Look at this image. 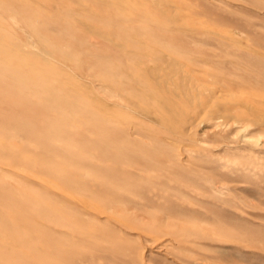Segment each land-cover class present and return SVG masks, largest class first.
Instances as JSON below:
<instances>
[{
	"label": "rangeland",
	"instance_id": "rangeland-1",
	"mask_svg": "<svg viewBox=\"0 0 264 264\" xmlns=\"http://www.w3.org/2000/svg\"><path fill=\"white\" fill-rule=\"evenodd\" d=\"M7 1L3 31L26 53L42 32L83 62L49 57L34 92L15 73L30 68L5 62L0 39V264H264V0H34L37 12ZM128 42L165 55L163 86L194 77L186 133L159 108H127V89L96 76ZM125 63L142 73L139 60ZM238 99L248 107L217 124L216 110Z\"/></svg>",
	"mask_w": 264,
	"mask_h": 264
},
{
	"label": "bare ground",
	"instance_id": "bare-ground-1",
	"mask_svg": "<svg viewBox=\"0 0 264 264\" xmlns=\"http://www.w3.org/2000/svg\"><path fill=\"white\" fill-rule=\"evenodd\" d=\"M15 1H17L18 3L21 2L19 5L22 4L21 6L24 9H27V10L33 11V12H37V9L33 8L34 5H36L34 0H30V1L15 0ZM42 1H44V0H42ZM61 1H59V2L61 3ZM156 1H157L156 3H158V0H156ZM165 1H167V0H165ZM1 2L3 3V2H8V1L7 0H0V3ZM56 2H58V1H56ZM151 2L153 3V0H151ZM39 3H40V1H39ZM109 3L112 4L113 2H109ZM160 3L161 4L162 3H166L167 4L168 2H160ZM169 4H170V2H169ZM169 4H167V5H169ZM21 6H19V8ZM50 6L51 5H49V7ZM67 7L69 9L70 6H67ZM172 7L174 8L175 5L172 6ZM0 10H3V9L0 7ZM40 10H42V9H40ZM160 10H161L162 13H164L166 15H168V13H170L169 10L167 9V7L166 8L165 7L162 8V6H160ZM62 11H63V9H62ZM72 12H74V11H72ZM51 13L54 14L52 11H51ZM157 13H158V11H157ZM4 14L7 15L10 19H12V22H13L14 25L18 23V19L13 14H8L5 11H4ZM68 14H72V13L68 12ZM68 14L66 16H68ZM64 15H65V13H64ZM64 15H63V17H64ZM95 16H97V15H95ZM98 17H101V15H99ZM106 17H108V16H106ZM48 18H53V17H49L48 16ZM48 18H46V19H48ZM168 18L167 19L170 21L169 23L175 24V26L177 25L180 28L182 27V28H186L187 29V28L193 27L191 24L180 22L181 19H179L178 16L177 17L173 16V17H168ZM63 19L66 21V24L69 23V25H71L70 27H72V29H76L77 26L74 25L75 23L74 24L71 23L70 19H67L65 17ZM4 21H5V19H4L3 15L0 16V39L5 40V42L7 43V47H6V50L4 52V61L5 62L7 61L8 64H10V65L13 64L14 66H15V64L16 65H21V64L25 63L27 65L26 67L30 68L27 71L16 70L15 73H16V77H18L19 80H22V81H27L28 80L27 84L30 85V87H31L30 89L32 91H34V92H38V90H40L39 88H42V84L39 85V81L41 80L42 73H45V70H47V69H45L44 66L46 65L47 68L49 69L50 66H48V65H51V62H49V61H51V59L49 57H54L55 58V57H57L56 55H60V56H64L65 55L69 60H71V62H73L74 65L75 64L78 65L81 62V60H83L81 58V56L79 55L78 50L74 51L72 49L71 50L72 52L67 51V50L66 51H60L61 50V47H60L61 45L60 44L59 45H53L54 47L52 45H49L48 42L46 41V39L43 36H40L42 32H39L40 35L39 34H35V35L33 34L34 35L33 41L29 42L30 44L27 43V46L29 48H31V50H30L31 52H29V54H28L22 48L23 41H22V38L20 36H11V37H9L3 31V29H4L3 28ZM74 21H76V20H74ZM163 21H165V20H163ZM181 21H183V20H181ZM77 22H76V24H77ZM95 22H94V24H95ZM166 22H167V20H166ZM66 24L64 26H66ZM78 24H80V23H78ZM84 24H87V23L85 22ZM87 25H89V24H87ZM98 25H100V24H98ZM163 28H164V26H163ZM27 31H29V30H27ZM87 33H90V32H87ZM87 33H86V35L84 33L83 34L85 36H87ZM70 34H68V35H70ZM92 36L94 37L95 35L92 34ZM97 37H99V36H97ZM65 39H67V37ZM110 41H111V39H110ZM78 42H79V40H78ZM130 43H131V41H130ZM130 43L128 42L124 46L114 48L113 56H114L115 63H113V64L111 63L112 65H110L109 67L106 66L105 69L103 70V72H101V74L99 73V70H98V72L96 70V73H97L96 76L100 77L101 80H103L102 83L107 85V86H109V88H111L112 92H115V93L119 92L120 93L121 89L126 88L128 92L126 91L127 94L126 93L124 94L125 95V99L124 98L123 99L126 100L125 105L127 104L129 106V109L131 107H133V108L141 111L142 113H144L146 115H150L153 112V110H152L153 108H159L160 111H159L158 115L160 116V113H162L161 114L162 115V119L160 121L163 124L167 125L169 128L173 129L174 131H176V132H178L180 134L186 133V131L189 128V126H191V124H193L195 119H196L195 118L196 117L195 116V102H193V94H195V83H194L195 79H193L194 77H192L190 75V73H187L186 74V78L187 79H185L184 81L179 82L178 85L172 86V85L167 84L168 87L167 86H163L162 84H165V80H164V78H161L162 72H160V69L164 70L162 65L166 64V66H167V64H168V62L166 61V59L164 57L165 55L164 54L159 55V53L156 54L155 51L140 52L136 48L134 50L133 49L134 47L131 45L132 43L131 44ZM24 45L26 46L25 42H24ZM27 48L25 47V49H27ZM35 49H37L38 51H36ZM81 49H82V47H81ZM19 51H21V52H19ZM15 52L16 53L18 52V53L15 54ZM41 52H47L48 54L44 58L41 55ZM56 52H59V53H56ZM168 54H170V53H168ZM167 57H169V56H167ZM174 58H176V57H174ZM134 59H137L140 62H142V63H137V66H135L136 68H138L139 71L142 72L141 74L136 73L131 68V66H130L131 63H125L127 61H131V60H134ZM152 60H154L153 62H155V61L156 62L157 61L160 62L161 61V66L160 67H154L153 66L154 67L153 68V67H151L152 66L151 63L147 64L148 61L152 62ZM25 64H24V66H25ZM152 64H154V63H152ZM82 65H84V64H82ZM83 69H85L84 66H83ZM123 70H125L127 72H130V75L126 76V74L124 72H122ZM94 72H95V70H94ZM35 79H37L38 83L33 82ZM49 82H51V81H49ZM211 93H213V92L211 91ZM211 93L208 96L209 98L216 97L218 99L219 98L221 99L222 97H224V95L222 93H218V92H215L213 94H211ZM224 94H225V92H224ZM122 95H121V97H122ZM35 96L37 98H39L38 95H35ZM215 99H213V101ZM222 101H224V99ZM245 101L246 100L238 99L237 101L236 100L233 101V105H232L233 107L226 106L225 104L224 105L226 107H223V108L219 107V111L216 110V112H218V114L216 115V117H217L216 118V123L217 122L218 123L222 122L224 124H228L226 119H228L229 115L232 114L233 110H236L235 113L237 114L239 109H244L245 107L246 108L248 107V104L246 103L247 101L246 102ZM210 103H212V101H210ZM210 103H208V105ZM208 105L206 106V108H209ZM68 106H69L68 103H66L65 105H61L59 103H56V105H55V104H50V103H46V102H41L40 107H38V108L42 109L44 107H55L58 110H60L59 112L61 114H64L65 117L67 119H69L67 117L68 114H70L71 117H72V115H75V114L73 113L72 110H70V108ZM128 106H127V108H128ZM202 106H201V108H202ZM107 109H110L109 106H107ZM60 113L57 112L56 114L60 115ZM154 113H156V111ZM114 118H116V117L114 116L113 119ZM243 118L246 119L247 117H245V116L240 117L239 115L235 116L234 117V123L236 121L242 120ZM139 119H141V118H139ZM65 121H68V120L65 119ZM142 123H144V122H142ZM219 124H221V123H219ZM217 127H219V126H217ZM224 128H225V126H224ZM105 182H107V181H105ZM111 185H115V184H111ZM102 211H104V210H102ZM105 212H107V210Z\"/></svg>",
	"mask_w": 264,
	"mask_h": 264
}]
</instances>
